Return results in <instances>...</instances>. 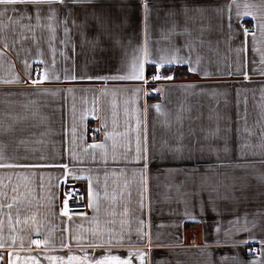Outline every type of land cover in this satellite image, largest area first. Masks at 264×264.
I'll return each instance as SVG.
<instances>
[{
  "label": "crops",
  "instance_id": "0c3cea01",
  "mask_svg": "<svg viewBox=\"0 0 264 264\" xmlns=\"http://www.w3.org/2000/svg\"><path fill=\"white\" fill-rule=\"evenodd\" d=\"M187 2L204 11L189 12L185 22L169 15L182 0H149L152 59L190 57L193 69L188 63L161 69L173 78L158 82L160 99L138 94L139 81L100 79L127 71L143 46V0L89 6L121 39L114 47L106 37L96 45L85 41L82 16L69 17L65 36L59 5L52 19L42 5L39 20L33 5H0V164L38 165L0 167V264L9 258L33 264L31 257L39 264H69V257H76L71 264H88L138 250L150 264H264V6L262 0ZM225 5H231V33ZM173 19L177 32L186 26L188 33L172 34ZM145 75H153L150 64ZM138 139L147 149L146 171L137 162ZM181 145L182 153L172 151ZM62 164L81 179L66 177ZM68 180L86 185L85 217L62 214ZM209 192L219 216L208 206ZM121 234L122 245H108ZM133 264L140 261L133 257Z\"/></svg>",
  "mask_w": 264,
  "mask_h": 264
},
{
  "label": "snow or ice",
  "instance_id": "6c2138e0",
  "mask_svg": "<svg viewBox=\"0 0 264 264\" xmlns=\"http://www.w3.org/2000/svg\"><path fill=\"white\" fill-rule=\"evenodd\" d=\"M95 3V0H0V5H15V4H30L33 5L35 7L36 10V18L39 20L40 18V13L42 11V5H48L49 6V19L55 18L58 13H59V9L53 7L54 5H59L60 8L64 9L66 11V15L64 17V19L61 21V23L64 25V33L65 36H69L70 33V29L68 27V22H69V17H79L82 16L84 18L83 20V24L80 25L79 27H81L83 29V31L80 32L81 37L87 41L90 42L94 45L96 44H100L103 39H105V37L107 38V40L109 41V45L111 47L114 46H122L121 44V39L119 38L118 35L113 36L110 32H107V25L104 22L105 18L98 15L96 13V11L93 10H89V6L93 5ZM233 3H235V0H233ZM262 6H264V0H262ZM225 8H227L228 10V16H227V20H228V29H229V33H231L232 31V17H231V5H225ZM245 7L247 8L248 5H245ZM142 8H143V14H144V33H145V42L143 44V46L139 47L138 49L134 50V55L131 61V64L128 68L127 71H120L118 72L117 75L112 76V77H106V78H100V79H112V80H133V81H139L140 83V87L136 89V92L138 94H143L144 96H148L151 93H149L148 91H146L148 86H153L155 87L156 92H161L164 89L162 87H157L156 85L158 84V82L160 81H166V80H171L173 77L171 75H167L162 73L161 69L165 68L166 66H171L173 64L179 63V64H183V63H188L189 64V71H193L192 67H191V59L190 57L185 60V58L183 57H179L178 55H174V56H168V55H161L158 59H152V55H151V51L149 50L148 47V42H147V35H148V29H149V25H150V15H151V7H150V3L149 0H143L142 3ZM204 11V9L200 6H197L195 4H193L192 6H190L187 2V0H182V4L181 7L179 9H170L169 10V15H171L172 17H176L177 15H181L185 18V22L187 21V19L189 18L188 14L189 12H202ZM216 11L218 13L221 14L222 20H223V12L224 9H216ZM249 13L245 12L244 15H248ZM0 15H2V13H0ZM240 13H237V17H239ZM29 19H31V17H29ZM95 20L96 24L92 25L89 24V20ZM127 21L125 20V23ZM72 24L73 26H77L76 25V20L72 19ZM223 26V25H222ZM116 28L119 27V25H115ZM178 27L177 21L175 19H173L172 21V28L170 29L171 33L174 35H185L186 33H188V29L185 26L183 31L181 32H177L176 29ZM91 28H95V34L92 35L91 37L89 36V29ZM248 29H244V33L247 34L248 33ZM70 38V37H69ZM187 46V45H186ZM175 51L178 53L179 49H175ZM238 51H243V48L239 49ZM136 52H138L139 54H135ZM198 62V61H197ZM264 62V61H262ZM151 65L153 68V75L151 76V80H149L147 78V76L145 75L146 72V65ZM27 66V65H26ZM30 78V77H29ZM47 78V77H45ZM247 78V77H246ZM58 79V77H57ZM89 79H92V77H89ZM9 83H11V81H8ZM43 80H34L32 81V83L35 85L37 83H42ZM158 112L160 111L161 106L160 105H154L153 106ZM145 112H147V106H145ZM183 148L184 146L181 145L179 147H176L174 149H172V151L174 153H182L183 152ZM2 158V157H0ZM174 159H176L177 157L174 156ZM180 158H183L182 156ZM191 158V157H189ZM148 156H147V149L146 147H142L141 146V142L138 139L137 140V162L140 161H144L143 164V168L146 171L147 167H148ZM17 166H38V165H16V164H0V167H17ZM60 167L66 169L67 171L65 172V176H71L72 179H81L80 176L75 175L72 170L69 168V166L67 164H62L60 165ZM65 195V199L63 201L64 207H63V215H68V200L72 199L73 196L75 195V190L74 189H68V191L64 194ZM197 196L200 195V193H196ZM224 199H228V197H224ZM232 201H236L237 198L233 195V197L231 198ZM199 205H200V211L201 214H203V212L205 211V204L203 199L201 198L199 201ZM208 206L210 207L211 211L216 214L217 216L221 215V212L218 210L217 208V204H216V200L213 198L212 193L209 192L208 194ZM9 208H11V205H8ZM141 207H143V205L141 204ZM235 211V210H233ZM246 216H245V221H246ZM193 220H195V217H193ZM239 222V220H230L228 221L229 225H234L237 224ZM141 223H143L141 221ZM215 224V231L219 234L221 231V221L220 220H216L214 222ZM245 231H247L248 229H244ZM231 228L229 229L228 232H225V243H227V239L229 238V233L231 232ZM142 236L147 235L145 233H141ZM33 244H35L36 246H39L41 244V241L39 239L33 240L31 241ZM124 243L123 241V236L121 234V237L118 239L113 240L112 238H110L108 240V245L112 246L113 244L116 245H122ZM147 246L149 248H151L153 241L151 239V237L149 236L147 241ZM217 246L220 245V241L217 240ZM241 243H247V240L241 241ZM92 247H100L102 245H91ZM157 246L159 245V242H157ZM0 247H2V245H0ZM148 256V253H145L143 251H136V252H129L128 257L127 258H121L118 255H111L109 254H105L102 255L101 258L99 259H94L92 261H88V264H133V257L137 258L140 261V264H150V262H148L146 260ZM33 264H39V262L35 259V257H31ZM49 260H54L56 258L54 257H48ZM76 257H69V264H71V261L75 260ZM86 259V258H85ZM222 260H227L228 257H222ZM235 259V258H233ZM3 261V257H0V262ZM7 264H13L11 258H9ZM81 264H84V262L82 261ZM158 264H162V262H158ZM252 264H255V262H252Z\"/></svg>",
  "mask_w": 264,
  "mask_h": 264
},
{
  "label": "built area",
  "instance_id": "2783aa9c",
  "mask_svg": "<svg viewBox=\"0 0 264 264\" xmlns=\"http://www.w3.org/2000/svg\"><path fill=\"white\" fill-rule=\"evenodd\" d=\"M33 74L35 76H39L40 69H36L33 71ZM151 80V78L149 79ZM158 85V84H157ZM156 85V86H157ZM149 93H151L148 96H152L155 99H160L162 97V94L159 92H156L155 87L148 86L147 90ZM98 134L94 132L93 137L97 138ZM68 189H74L75 195L72 199L68 200V215H64L67 218H77V217H85L88 213V204L86 200V185L82 182H78L76 180H68L63 183L62 185V194H63V201L65 199V193L68 191ZM64 204H62V212H63ZM195 237V236H194Z\"/></svg>",
  "mask_w": 264,
  "mask_h": 264
}]
</instances>
